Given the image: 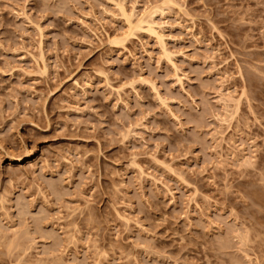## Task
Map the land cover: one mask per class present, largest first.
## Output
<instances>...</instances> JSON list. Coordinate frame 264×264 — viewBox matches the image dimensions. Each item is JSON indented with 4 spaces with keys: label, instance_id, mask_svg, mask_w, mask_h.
<instances>
[{
    "label": "rangeland",
    "instance_id": "obj_1",
    "mask_svg": "<svg viewBox=\"0 0 264 264\" xmlns=\"http://www.w3.org/2000/svg\"><path fill=\"white\" fill-rule=\"evenodd\" d=\"M0 264H264V0H0Z\"/></svg>",
    "mask_w": 264,
    "mask_h": 264
},
{
    "label": "bare ground",
    "instance_id": "obj_2",
    "mask_svg": "<svg viewBox=\"0 0 264 264\" xmlns=\"http://www.w3.org/2000/svg\"><path fill=\"white\" fill-rule=\"evenodd\" d=\"M155 11H156V10H155ZM152 12H153V11H152ZM150 15L152 16V13H151ZM150 18H151V17H150ZM148 19H149V18H148ZM129 21H130V20H129ZM140 21H142V20H140ZM147 21H148V20H146V22H147ZM129 23H131V22H129ZM147 23H148V22H147ZM150 23H152V22L150 21ZM150 23H148V24H149V25H148V26H149L148 30H151L152 32L154 31V33H156L155 29L151 26L152 24L150 25ZM157 33H158V32H157ZM157 33H156V35H157ZM159 35H160V34H158L157 36L160 37ZM18 161H20V159H19Z\"/></svg>",
    "mask_w": 264,
    "mask_h": 264
}]
</instances>
